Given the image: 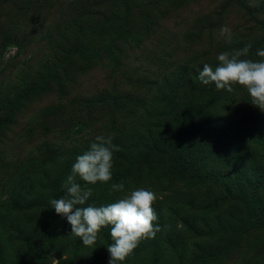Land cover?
Masks as SVG:
<instances>
[{
  "label": "rangeland",
  "instance_id": "374dc122",
  "mask_svg": "<svg viewBox=\"0 0 264 264\" xmlns=\"http://www.w3.org/2000/svg\"><path fill=\"white\" fill-rule=\"evenodd\" d=\"M249 43L264 60V0H0V264H109L110 226L85 247L50 205L97 135L113 179L77 177L84 206L157 189L161 231L123 264H264V112L198 79Z\"/></svg>",
  "mask_w": 264,
  "mask_h": 264
},
{
  "label": "clouds",
  "instance_id": "9594fccd",
  "mask_svg": "<svg viewBox=\"0 0 264 264\" xmlns=\"http://www.w3.org/2000/svg\"><path fill=\"white\" fill-rule=\"evenodd\" d=\"M220 36L231 42V29L225 25ZM252 45L233 52H221L217 56L218 66L203 65L198 79L203 85L214 84L217 91H234V86L245 88L251 104L264 112V60L253 61L246 58ZM264 57V49L256 53ZM112 137L97 135L89 149L78 155L72 165L71 174L63 183L64 195L50 201L57 215L66 217L71 226V234L79 237L85 247H93L102 229L110 226L112 243L107 245L109 264H123L133 254L142 240L155 238L161 231L158 216L153 207L158 197L149 189H132L116 202L102 206H84L92 195L90 188H82L77 177L87 184H108L113 179V153L118 146ZM123 182L112 183L110 192L123 193Z\"/></svg>",
  "mask_w": 264,
  "mask_h": 264
},
{
  "label": "trees",
  "instance_id": "16d2710c",
  "mask_svg": "<svg viewBox=\"0 0 264 264\" xmlns=\"http://www.w3.org/2000/svg\"><path fill=\"white\" fill-rule=\"evenodd\" d=\"M258 47L260 48L261 46H259L258 45ZM263 140H264V138H263ZM257 143V142H256ZM259 143V142H258ZM146 179H147V177H146ZM231 179H234V180H236L235 181V184L233 185V187L232 188H230L231 187V185H232V183H231ZM231 179H228L226 182H224V184H223V186H222V189H223V192H224V194L226 195V196H228V197H231L232 198V196L233 195H235V197H234V199L233 200H235V199H237V200H239L240 202H241V204L244 206L245 205V203L243 202V197L241 196V194L239 193L240 191H238L239 189H240V178L239 177H237V178H231ZM183 187H184V190H192V189H196V187H194V185H192L191 183H184V185H183ZM239 187V188H238ZM163 189L164 190H166L167 188L165 187V185L164 184H160V186L158 187V190L159 191H163ZM151 190H153V191H155V192H157V189H151ZM168 191H166V193H167ZM252 195V194H251ZM245 210H246V212H250L251 213V211L249 210V207H246V208H244ZM248 216H250L251 214H247ZM255 215H258V213L257 214H255ZM259 216V215H258ZM260 217V216H259ZM254 220V219H253ZM252 221V220H251ZM253 223H254V225L255 226H260V227H263L264 226V221H262V220H254L253 221ZM43 257L44 256H38V258L37 259H40V260H42L43 259ZM203 260V259H202ZM201 262V261H200Z\"/></svg>",
  "mask_w": 264,
  "mask_h": 264
},
{
  "label": "water",
  "instance_id": "95a60500",
  "mask_svg": "<svg viewBox=\"0 0 264 264\" xmlns=\"http://www.w3.org/2000/svg\"><path fill=\"white\" fill-rule=\"evenodd\" d=\"M53 257L58 259L59 258V252L58 251H55L54 254H53Z\"/></svg>",
  "mask_w": 264,
  "mask_h": 264
}]
</instances>
